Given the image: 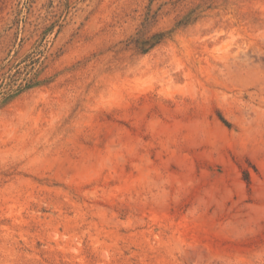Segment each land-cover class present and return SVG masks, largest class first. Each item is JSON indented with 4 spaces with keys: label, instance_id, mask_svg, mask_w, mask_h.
<instances>
[{
    "label": "rangeland",
    "instance_id": "rangeland-1",
    "mask_svg": "<svg viewBox=\"0 0 264 264\" xmlns=\"http://www.w3.org/2000/svg\"><path fill=\"white\" fill-rule=\"evenodd\" d=\"M0 264H264V0H0Z\"/></svg>",
    "mask_w": 264,
    "mask_h": 264
},
{
    "label": "bare ground",
    "instance_id": "bare-ground-1",
    "mask_svg": "<svg viewBox=\"0 0 264 264\" xmlns=\"http://www.w3.org/2000/svg\"><path fill=\"white\" fill-rule=\"evenodd\" d=\"M248 140V139H247ZM257 218V217H256Z\"/></svg>",
    "mask_w": 264,
    "mask_h": 264
}]
</instances>
